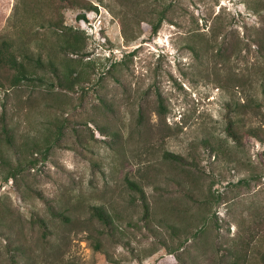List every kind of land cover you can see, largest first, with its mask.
Masks as SVG:
<instances>
[{
    "label": "rangeland",
    "instance_id": "374dc122",
    "mask_svg": "<svg viewBox=\"0 0 264 264\" xmlns=\"http://www.w3.org/2000/svg\"><path fill=\"white\" fill-rule=\"evenodd\" d=\"M79 1L98 11L66 7L71 1L0 0V45L14 41V52L31 53V67L40 55L73 62L75 55L66 59L62 52L63 33L50 26L61 12L65 25L84 31L80 45L93 63L83 68L94 76L83 96L55 90L30 97L28 89L13 95L8 107L16 112L27 158L54 121L89 124L80 127L82 142L67 133L69 140L55 145L46 162L14 180L5 181L8 168L0 165V264H219L242 255L245 264H261L264 145L246 135L239 144L226 127L237 115L245 129L264 128L256 110L237 112L263 91L264 54L252 40L264 24L262 2L157 0L169 19L152 36L148 8L156 0ZM94 87L114 111L103 108ZM140 107L146 110L141 124ZM92 120L118 131L121 141H109ZM0 146L14 158L6 142ZM165 151L178 152L188 164L165 159ZM128 178L145 187L148 223L142 203L131 200ZM47 200L65 209L72 223L53 220ZM93 204L113 215L121 243L90 216ZM34 211L52 221L47 240L32 220Z\"/></svg>",
    "mask_w": 264,
    "mask_h": 264
},
{
    "label": "trees",
    "instance_id": "16d2710c",
    "mask_svg": "<svg viewBox=\"0 0 264 264\" xmlns=\"http://www.w3.org/2000/svg\"><path fill=\"white\" fill-rule=\"evenodd\" d=\"M64 1L65 3L71 1V3L66 7L72 6V3H77L78 7L86 8L89 11H98L97 6L89 1H86V3H81L79 0H62V3ZM261 2L264 5L263 0H258L259 5L261 4ZM156 3L157 4L151 7V9L148 8L150 19L149 25L151 26L152 36H156L163 26L164 21L169 19L168 8H158L161 6L157 0ZM57 7L64 6L63 4H61ZM256 7V9H258V5H256ZM55 8L56 5L53 6V11H55ZM258 12L259 11H257L256 13ZM59 16L60 18L49 20L50 26L51 28L54 27L56 31L59 30L61 33H63L64 47H62V52L65 53L64 55L66 59L69 53L71 55H75L76 57L73 58V62L69 60L65 64L62 60V62L55 63L51 59V54L49 55L50 59L48 61H45L43 59V56L40 55V57L36 59V65H32L31 67V53L14 52V41L5 40L0 45V73L1 70L2 72L6 73V75L0 76V88L4 89L5 91L4 100L0 99V104L3 107L2 111L0 112V140L6 142L9 149L12 150L14 156V158H11L5 155L3 153L4 151L2 147L0 146V165L8 168V174L5 177L6 182L16 179L27 169V167H34L39 163L46 162L49 159V155L55 145H61V141H65L64 138H68L67 133H72V135L76 137L75 141L79 140L82 142V138L80 136V127L87 126L89 124L88 122L83 123L82 121H75V123L69 121L67 123H64L61 120L60 122L54 121L50 126H48V134L45 142L36 143L34 145V148L31 149L32 153L29 154L27 158V152L24 150L27 144L24 141L23 133L17 127L18 121L15 122L14 119V115H16V112L14 111V113H12L8 107L11 104L13 95L15 93L24 92L25 89L30 90V97H35L36 93L38 92L50 94L55 90L72 91L73 93H79V95L82 96L86 93L89 94L90 88H87V85H90L94 81V76L92 73L86 72L83 67L88 66V64L91 66L93 62L91 59H86L91 54L88 51L85 52L83 46L80 45V43L85 40L86 35L84 34V31L81 32L74 29L73 26L65 25V16L61 14V12L59 13ZM78 18H86V15L80 14ZM262 19L264 20V16ZM79 37H81L82 40ZM252 40L256 41L255 43L258 45V48L264 54V24L257 32V36L253 37ZM82 64L84 65L82 66ZM112 66H114V64ZM93 90L98 92L103 108L105 110L114 111V108H112L111 104H109L107 100L101 96L98 88L94 87ZM156 95L158 100V110L159 112L164 114L166 108L162 93L159 91V89H157ZM231 105L232 104L229 103L228 107L230 108ZM237 105L240 106L238 103ZM242 107L243 108L241 109H238L237 107L238 113L246 114L248 110H256L257 113L261 115L262 123L264 124V86L260 96H256V94L250 95L249 98H247V101L244 102ZM145 111L146 110L143 107H140L138 117L139 124L142 123L143 118L145 117ZM229 117L230 119L232 117L234 118V116ZM92 121L101 131V133L108 139H110L109 141H113V143L121 141L118 131H108V128L106 126H100L96 121ZM241 122L242 118L237 117V115L235 117V122L229 121L226 127L228 135L239 144L242 143V141L244 140V136L246 135L249 137H255L261 144L264 145V128L262 126H259L245 129L241 127ZM69 129L70 131H68ZM205 145L210 148V150H212L211 153H213L215 147H213V145L208 141L205 142ZM211 153L210 156L212 155ZM164 158L178 165L188 164V160L178 152L174 153L172 151H165ZM195 166H198V164L196 163ZM253 179H256V177H253ZM127 182L130 189L133 191L131 200H137L138 202L140 201L142 203V206L144 208L143 220L148 223V219L152 212L148 203V196L145 187L139 182L131 180L129 178L127 179ZM247 183H249V181ZM187 194L188 196L193 197V194L191 192H188ZM46 202L47 211L49 212V215H51L53 220L60 219L66 224L72 223L71 217L65 209L60 208L58 204H55L51 200H47ZM89 210L91 213L90 216L95 218L96 221L102 225V227L104 228L103 230L110 235V238L114 242L121 243L122 235L117 234L119 232L121 233L122 229H120V226L116 224V220L113 215H111L109 210L103 205L101 206L97 204L91 205L89 207ZM32 218L33 222L38 224V226L40 227L43 239L47 240L48 237L53 234V231L51 229L52 221H49L45 216H43V214L41 215L38 211L33 212ZM103 230L100 229L98 230V232H103ZM151 230L153 231V229ZM174 233L179 235L176 229L174 230ZM164 242L165 240H163V243ZM126 243L128 242L126 241ZM183 244L184 242L181 243L178 249H180ZM101 247L102 245L100 241L97 240L95 242V248L101 251ZM174 251L175 249L173 248L171 250V253H173ZM259 258L261 264H264V252H259ZM245 261V255L236 256L235 260L230 262L224 257L219 264H245Z\"/></svg>",
    "mask_w": 264,
    "mask_h": 264
}]
</instances>
